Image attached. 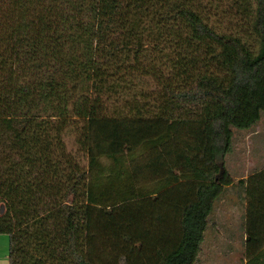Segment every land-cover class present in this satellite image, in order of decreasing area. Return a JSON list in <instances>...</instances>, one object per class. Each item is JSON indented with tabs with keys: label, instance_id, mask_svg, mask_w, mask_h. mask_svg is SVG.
<instances>
[{
	"label": "trees",
	"instance_id": "obj_1",
	"mask_svg": "<svg viewBox=\"0 0 264 264\" xmlns=\"http://www.w3.org/2000/svg\"><path fill=\"white\" fill-rule=\"evenodd\" d=\"M262 110L264 0H0L8 264H194ZM236 184L264 264V166Z\"/></svg>",
	"mask_w": 264,
	"mask_h": 264
},
{
	"label": "rangeland",
	"instance_id": "obj_2",
	"mask_svg": "<svg viewBox=\"0 0 264 264\" xmlns=\"http://www.w3.org/2000/svg\"><path fill=\"white\" fill-rule=\"evenodd\" d=\"M152 85L154 86L155 82H152ZM65 141L69 149L78 150L71 131L65 135ZM78 153L82 163L86 164V157L81 151ZM225 156L224 161L226 160V165L233 175L245 169L250 172L264 164V110L260 112L258 121L249 128L232 127L231 150ZM239 187L235 184L231 191L238 190ZM222 196L215 199L214 211L209 217L201 249L194 264H245L241 208L237 201L230 210L225 201H220ZM7 254L8 235L0 233V264H8Z\"/></svg>",
	"mask_w": 264,
	"mask_h": 264
},
{
	"label": "crops",
	"instance_id": "obj_3",
	"mask_svg": "<svg viewBox=\"0 0 264 264\" xmlns=\"http://www.w3.org/2000/svg\"><path fill=\"white\" fill-rule=\"evenodd\" d=\"M225 161H224L225 169L230 174V176L233 178V181L231 183H229V184H227V185L224 186L222 192L219 194V196H222L223 195L222 198L220 199V201H225V203H227L229 205L230 210H232V206L234 207L235 206V203L238 201L237 204L241 208V213H242L241 215H242V219H243L242 240L244 241V237H245V234H244V220H245L246 203H247L246 197H245V191H244V189L242 187H239L238 190L236 189V190H232V191H231V188L233 186H235V184H236V182H237V180L239 178H246L254 170L260 169L261 167H263L264 164L262 166L253 168L250 172H249V170L245 169L244 171H240V172L236 173L235 175H233L231 173V171L229 170V167L226 165V162ZM214 202H215V200H214ZM214 202H213V209H212V211H214V206L216 204V202L215 203ZM212 211H211V213H212ZM211 213H210V215H211ZM210 215H209V217H210ZM226 225L228 226L229 224L226 223ZM205 231H206V229H205ZM205 231H204V234H205ZM203 239H204V237H203ZM244 263H246V259L245 258H244Z\"/></svg>",
	"mask_w": 264,
	"mask_h": 264
}]
</instances>
